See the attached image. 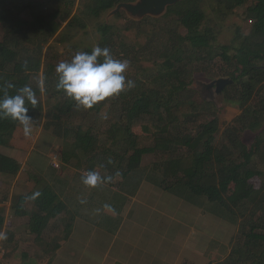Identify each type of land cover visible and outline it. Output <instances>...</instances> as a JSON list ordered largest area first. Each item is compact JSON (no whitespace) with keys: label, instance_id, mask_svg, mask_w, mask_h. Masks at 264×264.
<instances>
[{"label":"trees","instance_id":"16d2710c","mask_svg":"<svg viewBox=\"0 0 264 264\" xmlns=\"http://www.w3.org/2000/svg\"><path fill=\"white\" fill-rule=\"evenodd\" d=\"M134 1L0 0V98L30 85L39 103H26L28 115L59 140L65 167L113 176L106 185L123 192V208L143 183H150L236 225L227 256L215 264H264V0H183L159 19L129 20L127 31L152 27L143 30L144 45H127L110 23L99 19ZM205 7L215 19L244 9L250 30L237 29L228 44H220ZM92 19L96 46L129 61L134 72L126 76L135 87L85 110L56 89L55 68L70 59L55 53L54 46L69 43L76 31L85 32ZM143 59L153 63V70L140 69ZM202 72L232 80L223 100L240 114L224 127L215 104L190 88ZM40 77L46 78L44 94L37 86ZM9 83L15 87L8 89ZM19 126L0 119V147L11 146ZM246 132L255 134L250 146L242 141ZM147 156L152 160L144 166ZM20 169L16 160L0 154V175L16 177ZM35 183L41 185L36 200L25 199L31 192L0 195V204L9 202L15 218L27 219L37 248L33 260H51L71 235L74 216L49 185ZM2 211L0 231L8 238L0 248H9L16 242Z\"/></svg>","mask_w":264,"mask_h":264},{"label":"rangeland","instance_id":"374dc122","mask_svg":"<svg viewBox=\"0 0 264 264\" xmlns=\"http://www.w3.org/2000/svg\"><path fill=\"white\" fill-rule=\"evenodd\" d=\"M122 12V11H121ZM205 12L208 14V17L212 19L213 24L215 25L216 30L218 31V41L220 44H228L230 40L233 38L235 32L240 30L243 33H247L250 30V22L246 19L244 14V9H239L236 11L233 15H229L225 18H218L215 19V16L212 14L210 9L208 7H205ZM111 12H108L107 14L102 15V17L99 19V21H104L106 23H110L114 29L122 35L124 38V41L127 45H144L146 42V35L144 34L143 30H150L151 25H146L145 27L140 28L139 30L142 32H139L138 28H133L130 31L126 30V27L130 24V21H133L137 23L138 21L130 19L124 12H122V17L114 19L113 17L116 15L111 16ZM161 18V17H160ZM152 19H159V18H152ZM95 20H90L87 25V30L85 32L82 31H76L74 34V37L69 43L66 44H58L54 46V52L58 53L60 55L65 56L67 59H70L75 55L76 52L82 51L85 48H93L97 45L98 35L95 33ZM63 29V27H62ZM61 29V30H62ZM183 32V31H182ZM184 33V32H183ZM53 51V50H52ZM65 61V60H62ZM217 66H221V63H217ZM134 67H130L128 69L129 73H133ZM154 66L151 61L148 60H142L140 63V69L144 71H151L153 70ZM127 72V73H128ZM228 79V77L223 76H217L214 78L208 77L206 74L197 73L192 80L191 83V89L197 93V97L208 100L211 99L210 97L206 96L202 91V85L208 84L214 80L218 79ZM43 100V98H42ZM44 101V100H43ZM211 101L215 104L217 110H218V116L221 122L222 127L230 123L236 116L240 114V110L237 106L229 104L225 100H223V95L214 96V98L211 99ZM138 131V130H137ZM17 135L22 136L19 140H12V142H17L18 146L15 148L16 151H22L24 152L28 140H33L31 143V147L34 148L35 153L34 156H36L38 159L42 160L43 154L42 152L47 149L52 150V146H55L54 148L61 149L60 142L57 140L50 132L42 129V124L35 125L33 123L32 125V134L30 137L26 138L23 135V128L20 125L18 127V130L16 131ZM16 135V134H15ZM255 134H252L250 132H246L243 134L242 141L246 146H250L254 140ZM11 142V143H12ZM31 142V141H30ZM30 145V144H29ZM59 145V146H56ZM29 151V150H28ZM11 155L15 152L11 151L10 149L2 148L0 147V153ZM52 153V152H51ZM152 160V156H147L144 158L143 165L146 166L148 163H150ZM47 164L45 166L38 167L37 170L34 171V173H24L21 176V181L27 182L24 186L20 182L18 185L12 187L13 182L15 181V177L12 176H6V175H0V195H7L9 196L10 193H12V197L15 198V196L20 194H26V193H34L37 188H40L41 185L36 186V181L38 180L37 177L34 176V174L40 175L43 179H51L55 175H58V170H54V168L50 165V161L46 162ZM27 167H30V164L27 165ZM60 171V170H59ZM61 171H64V168H62ZM252 183L256 188L259 187V181L257 179L252 180ZM22 185V186H21ZM36 186V187H35ZM102 185L91 188L90 192H93L94 194H97L100 197L92 199V202L94 204H97L99 202L103 203L107 199H109L107 188H104L102 192ZM85 193V192H84ZM113 193V191H111ZM88 195V194H86ZM140 195L149 198V196H146L143 192H140ZM103 196H106L105 200ZM113 196V195H112ZM110 196V197H112ZM118 196V195H117ZM163 196L165 200L168 203H171L173 205L174 202L178 201L171 193H163ZM119 197V196H118ZM90 199V198H89ZM87 200V199H86ZM144 203H150L149 199L142 200ZM154 201L158 202L155 198ZM164 204V203H161ZM112 205H116V203L112 202ZM118 205V203H117ZM10 206V205H9ZM185 206L184 204L179 202V205L174 206V212H178V210ZM31 204L28 202L26 204V209H30ZM189 208L190 206L186 205V208ZM201 206L197 209V211H193L191 214V218H187L185 220L179 221L181 224H176V229L174 231H171L170 234H165L163 239H160L156 242H159V244H156L157 248L161 244L167 243V247L170 246V252L176 254L175 256L173 254H170V257H175L174 259H169V264H176L173 263L174 260L177 259V264H183V263H190V264H208V263H217L222 261L228 254L230 250V243L233 238V236L236 233V225L232 224L230 221H226L221 217H218L217 214H212L207 212L205 210V206H203V210L201 211ZM3 215L6 219V226L5 228L10 229L12 233H14L15 238V244L10 246L9 248H3L0 249V264H46V260L39 259L37 261L33 260V254H31L33 251H36V246L33 245L31 241V236L26 229V218H15L13 216V212L10 210V207L3 206L2 207ZM192 209V207H191ZM165 211H168V206H164V208L160 207L161 215H166ZM120 213V212H119ZM118 216L117 219L115 216H113V220L111 221V224H113L114 228L118 226L120 221L123 219L122 216H119V214L116 213ZM170 214H168L169 216ZM116 219V220H115ZM201 219V220H200ZM208 222V227L206 226V223ZM100 228V227H99ZM102 229V228H101ZM106 232H108L107 229H104ZM111 230V229H109ZM112 234L111 231L108 232V235ZM122 237L121 234H119L118 239ZM146 239H152L150 236H143V239L140 242H137L136 247L138 249L144 250L143 247H147L149 244H143L142 241ZM114 242L110 247H108L107 244L104 243L103 237L99 236V231L94 236L93 242L96 244H92L91 246L85 244V246L81 245L80 242H78V251L83 254V252H87L88 256L82 261V264L88 263L90 260L91 264H111L110 260L112 259L114 252L116 250V244L118 243ZM2 243V242H1ZM69 241L65 244H68ZM184 246V250L181 251V246ZM164 246V245H163ZM165 247V246H164ZM92 248H96V252H93ZM161 249V248H160ZM160 249H157L160 251ZM192 252H191V251ZM117 251V250H116ZM116 253V252H115ZM143 254V253H141ZM154 256L156 259V264H160L162 262V259L164 260L165 257H161L160 254H158L156 251H148L146 250L144 260H150L151 256ZM177 256V257H176ZM55 261V260H54ZM50 264V263H49ZM122 264V263H121Z\"/></svg>","mask_w":264,"mask_h":264},{"label":"crops","instance_id":"0c3cea01","mask_svg":"<svg viewBox=\"0 0 264 264\" xmlns=\"http://www.w3.org/2000/svg\"><path fill=\"white\" fill-rule=\"evenodd\" d=\"M15 134L14 140L16 141L22 137L17 135V133ZM32 141L33 140H28V144L24 149V152L16 151L15 148L18 146V143L12 142L11 146L6 148L15 152L12 156L3 154L2 152L0 153L9 158H13L21 167L19 174L14 179L15 181L13 182L12 187L16 186V184L18 185L20 182H23L21 181V176L24 173H34L38 167L45 166L47 164L46 162L50 161V155L55 149V146H52V150L50 149L49 152L45 149V151L42 152V160H40L34 156L35 150L31 147ZM29 164L30 167H27ZM61 168H64V171H61ZM61 168L58 169V175H55L53 178L48 180L43 179L40 175L38 176L37 174H34L42 185H49L56 192L59 199L67 205L68 209L74 216L71 235L66 241L62 242L58 249L51 255V260L47 258L45 261L46 264H82V261L87 258L88 253L83 252L82 254L78 251V242H80L83 246L87 244L88 248L92 244L96 246L93 240L98 231L99 236L103 237L104 243L107 245L109 244L108 247L118 240V243L116 244L117 251L115 250L116 253L114 252L113 257L110 260L111 264H156V259L152 255H150V260H144L146 250L156 251L161 255V257H165L164 260L162 259L160 264L170 263L169 259L172 258L170 257V254H173L174 256L176 254L170 252V246L167 247V243L161 244L157 248L156 244H159V242L156 241L163 239L165 234H170L171 231H174L176 229V224H181L179 221L191 218L193 211H197V209H193L196 207L188 204L190 207L186 208L187 203L174 196V198L178 200L173 203L174 206L179 205V202L185 205L175 213L173 205L168 203L163 196L165 191L150 183H143L135 195L128 200V204L124 208L123 192L103 184V188L100 192L103 190L104 193V188L106 187L109 199L103 203L99 202L94 204L92 199L97 197L100 200V197L97 194L90 192L91 188L82 184L81 176L84 175L86 171L66 168L64 164H62ZM22 184L26 186L25 184H27V182H23ZM111 191H113V193H111ZM140 192H143L146 196H149V198L141 196ZM11 195L12 193H10L9 197H11ZM103 197V200H105L106 196ZM157 197L158 202L154 201ZM145 199H149L150 203H144L142 200ZM81 200L86 201V203H81ZM112 202H115L116 205L111 206ZM9 205L10 203L6 202L0 204V208L3 206L9 207ZM105 205H110L111 209H114V211L105 208ZM166 205L168 206L169 212L165 211L167 216L164 214L161 215L158 210H160V207L164 208ZM116 213L119 214V216H122L123 219L120 221L118 226L114 228L111 221L113 220V216L117 219L118 216ZM168 214L170 215L168 216ZM206 226L208 227V222L206 223ZM104 229H107L108 232L111 231L112 234L108 235V232ZM119 234H121L122 237L118 239ZM145 235L150 236L152 239L142 241L143 244H149L147 247H143L144 250L141 248L138 249L136 244L137 242H140ZM68 241L69 243L65 244ZM180 246L181 251L184 250L185 247L182 246V244H180ZM157 249H160V251ZM92 250L93 252L97 251L96 248H92ZM174 258L175 257L172 259ZM88 261L89 262L85 264H91L90 260ZM176 261L177 259L174 260L173 263L177 264L178 262Z\"/></svg>","mask_w":264,"mask_h":264},{"label":"clouds","instance_id":"9594fccd","mask_svg":"<svg viewBox=\"0 0 264 264\" xmlns=\"http://www.w3.org/2000/svg\"><path fill=\"white\" fill-rule=\"evenodd\" d=\"M128 69V60L114 58L108 47L95 46L91 52L78 51L70 61H61L57 64L55 68L58 77L56 89L63 91L65 96L74 102L77 109H92L100 102L119 96L122 92L135 87V82L126 76ZM37 86L40 93L44 94L46 92V78L40 77ZM6 87L11 89L15 86L9 83ZM26 103L33 107L39 103L36 92L30 85L25 84L23 87H19L16 89L15 95H9L5 91L3 97L0 98V119H11L18 122L23 128V135L28 138L32 134L34 121L28 115L29 108ZM59 154L61 168L63 164L61 149H59ZM115 176L119 177L120 173L117 171ZM113 179V176H102L95 170L87 171L81 176L82 184L89 188L111 183ZM40 195L41 193L37 191L25 199L34 201ZM80 202L86 203L84 200ZM104 207L114 211L110 205ZM7 238V234L0 231V241L7 240Z\"/></svg>","mask_w":264,"mask_h":264},{"label":"water","instance_id":"95a60500","mask_svg":"<svg viewBox=\"0 0 264 264\" xmlns=\"http://www.w3.org/2000/svg\"><path fill=\"white\" fill-rule=\"evenodd\" d=\"M181 1L183 0H135L134 2L117 5L110 15L113 16L122 11L130 19L138 22L145 17L160 18L166 13L168 7ZM231 84V79L223 78L204 84L201 87L203 93L212 99L215 95H221L225 87ZM211 99L207 101L212 102Z\"/></svg>","mask_w":264,"mask_h":264},{"label":"built area","instance_id":"2783aa9c","mask_svg":"<svg viewBox=\"0 0 264 264\" xmlns=\"http://www.w3.org/2000/svg\"><path fill=\"white\" fill-rule=\"evenodd\" d=\"M59 156H60V154H59L58 150H54V152L50 156V163L54 169L60 168L61 163H60ZM0 249L2 250V248H0Z\"/></svg>","mask_w":264,"mask_h":264}]
</instances>
